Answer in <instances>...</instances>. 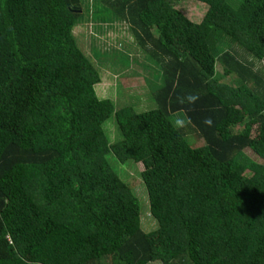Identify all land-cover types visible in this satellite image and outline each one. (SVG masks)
I'll list each match as a JSON object with an SVG mask.
<instances>
[{
	"label": "trees",
	"instance_id": "16d2710c",
	"mask_svg": "<svg viewBox=\"0 0 264 264\" xmlns=\"http://www.w3.org/2000/svg\"><path fill=\"white\" fill-rule=\"evenodd\" d=\"M96 1L155 67V107L96 96L83 0H0V264H264V72L242 57L264 64V0H190L199 23L166 0ZM129 162L150 232L116 171Z\"/></svg>",
	"mask_w": 264,
	"mask_h": 264
},
{
	"label": "rangeland",
	"instance_id": "374dc122",
	"mask_svg": "<svg viewBox=\"0 0 264 264\" xmlns=\"http://www.w3.org/2000/svg\"><path fill=\"white\" fill-rule=\"evenodd\" d=\"M166 1L169 2L171 8L179 11L193 23H199L207 11L206 6L190 0ZM96 2V0H83V5L89 9V13L73 31L79 49L86 58L93 60L99 71L101 82L95 87L96 96L99 99L111 100L117 110L121 107H132L141 112L154 108V101L148 102L150 99L148 95L154 90V86L146 85L144 79L148 78V75L151 76L150 72L155 67L147 60L145 54L132 46L133 41L126 25L113 22L106 24L100 21L101 14L98 12ZM95 9L97 12H92ZM113 47L116 52L125 51L126 54H123V57L129 56V58L125 66L122 65V61L119 66L111 70L106 67L103 60L107 59L105 58L106 50ZM242 57L247 63H251L255 71L264 72V64L246 55ZM217 71L218 74L221 73L219 69ZM105 128L111 140H114L117 136L114 119L108 120ZM237 129L239 128H235L236 131ZM188 141L193 146L202 145V141L194 135H189ZM112 165L115 166L113 162ZM141 170L139 164L130 162L117 166L116 169L120 179L130 187L140 202L141 227L144 231L150 232L155 229L156 223L149 213L148 197L140 178Z\"/></svg>",
	"mask_w": 264,
	"mask_h": 264
}]
</instances>
